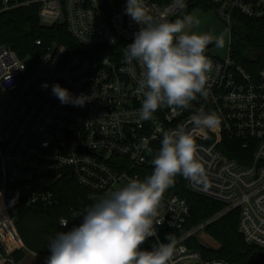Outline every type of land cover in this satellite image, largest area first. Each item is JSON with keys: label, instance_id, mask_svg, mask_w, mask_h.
I'll list each match as a JSON object with an SVG mask.
<instances>
[{"label": "built area", "instance_id": "built-area-1", "mask_svg": "<svg viewBox=\"0 0 264 264\" xmlns=\"http://www.w3.org/2000/svg\"><path fill=\"white\" fill-rule=\"evenodd\" d=\"M210 2L229 22L235 14L264 19V0ZM147 3L158 12L169 9L171 0ZM32 4L39 6L43 25L65 24L81 49L71 51L57 43L44 46L37 40L43 49L27 63L16 51L0 46V89L10 96L6 135L0 138V241L7 250L0 248V264H17L12 253L24 248L16 224L19 204L55 207L61 199L51 183L72 178L87 194L69 216L58 220L60 227L66 223L62 228L70 229L100 196L151 174L162 132L178 126L193 132L207 173L204 185L184 179L187 188L223 208L185 229L189 203L173 187L165 191L157 217L159 242L168 243L163 233L182 231L176 236L171 264H227L205 259L189 242L236 210L245 241L264 248V68L247 69L232 56V47L225 58L205 52L213 63L209 96L198 97L189 110L162 108L150 121L138 123L141 98L135 88L140 69L124 60L120 44L132 42L139 26L125 14L126 0H0V11ZM170 16L174 19L175 13ZM56 83L73 96L83 94L91 100L82 107L61 104L51 94ZM199 111L216 112L220 126L214 131L194 130L191 117ZM142 138L148 149L137 147ZM157 242L151 237L141 247L152 248ZM33 254L41 263L49 256Z\"/></svg>", "mask_w": 264, "mask_h": 264}, {"label": "clouds", "instance_id": "clouds-1", "mask_svg": "<svg viewBox=\"0 0 264 264\" xmlns=\"http://www.w3.org/2000/svg\"><path fill=\"white\" fill-rule=\"evenodd\" d=\"M186 9L185 0H171L169 9L158 12L147 0H126L125 14L139 26L122 50L124 60L140 69L135 88L141 98L138 123L150 121L162 108L189 110L198 97L209 96L213 63L205 52L209 44L223 48L224 35L200 32L201 20ZM170 12L175 13L174 19ZM51 94L65 105L82 107L91 100L83 94L73 96L59 83L52 85ZM191 120L194 130L200 131H214L221 124L214 111H199ZM137 147L148 149L147 140L142 138ZM151 164L153 170L143 180L130 179L100 196L79 224L57 232L48 243L45 264H171L177 238L168 233V243H160L157 232L162 197L178 176L204 185L207 173L193 132L183 126L162 132ZM151 237H156L157 244L151 250L142 249Z\"/></svg>", "mask_w": 264, "mask_h": 264}, {"label": "trees", "instance_id": "trees-1", "mask_svg": "<svg viewBox=\"0 0 264 264\" xmlns=\"http://www.w3.org/2000/svg\"><path fill=\"white\" fill-rule=\"evenodd\" d=\"M211 8L214 6L210 0H188L186 11L191 14L196 9L209 10ZM233 22L232 56L247 69L264 68V19L254 20L235 14ZM37 40H41L44 46L57 43L66 45L71 51L81 49L68 32L65 24L53 26L42 24L37 4L0 11V46L16 51L22 58L31 59L41 53L43 49L42 46L36 44ZM125 44L127 43L121 42L120 45L122 47ZM258 53L261 56H258ZM2 179L0 158V188ZM51 185L60 196L59 205L55 207L18 205L16 224L24 248L12 253L17 264L24 259L26 251L43 256L50 255L48 250L50 239L57 232L68 230L59 226V218L69 216L70 209L78 205L87 194L83 187L69 177L59 178ZM172 187L187 200L191 209V216L185 229L207 220L223 208L221 203L190 191L183 177L182 181H176ZM238 223L239 211L236 210L207 227V231L218 241V247L206 249L195 240L189 242V245L200 250L208 260H222L227 264H264V248L247 243L238 230ZM163 231L166 230L163 229ZM181 232L180 230H170V233L175 236ZM163 238L165 239L164 233ZM151 249L146 248V250Z\"/></svg>", "mask_w": 264, "mask_h": 264}, {"label": "rangeland", "instance_id": "rangeland-1", "mask_svg": "<svg viewBox=\"0 0 264 264\" xmlns=\"http://www.w3.org/2000/svg\"><path fill=\"white\" fill-rule=\"evenodd\" d=\"M191 14L197 16L201 20L199 27L200 32L213 37L220 36L221 34L224 35V47L217 48L214 45L212 47L206 48V53L218 58L227 57L230 52V47H232L234 22H229L227 17L220 14L215 8H211L209 10L196 9ZM26 62L28 63L29 59H27ZM9 101V94L0 89V138L2 139H4L6 135L7 123L5 118V110ZM121 186L122 185L118 187ZM195 242L206 249L219 246L218 241L215 240L207 230L206 232L201 233ZM0 245V248L7 253V250L1 241ZM41 262V257L33 254L31 251H26L24 259L19 264H45Z\"/></svg>", "mask_w": 264, "mask_h": 264}, {"label": "water", "instance_id": "water-1", "mask_svg": "<svg viewBox=\"0 0 264 264\" xmlns=\"http://www.w3.org/2000/svg\"><path fill=\"white\" fill-rule=\"evenodd\" d=\"M214 45H215V44H209L208 47H212V46H214ZM208 47H207V48H208ZM257 55H258V56H261L260 53H258Z\"/></svg>", "mask_w": 264, "mask_h": 264}]
</instances>
